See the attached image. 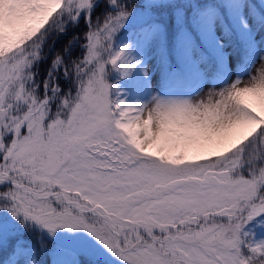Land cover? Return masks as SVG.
Here are the masks:
<instances>
[{"label":"snow or ice","instance_id":"obj_1","mask_svg":"<svg viewBox=\"0 0 264 264\" xmlns=\"http://www.w3.org/2000/svg\"><path fill=\"white\" fill-rule=\"evenodd\" d=\"M258 225L264 0H0V264H264Z\"/></svg>","mask_w":264,"mask_h":264},{"label":"rangeland","instance_id":"obj_2","mask_svg":"<svg viewBox=\"0 0 264 264\" xmlns=\"http://www.w3.org/2000/svg\"><path fill=\"white\" fill-rule=\"evenodd\" d=\"M51 44H52V41L50 40L49 46H51ZM47 51H48V47L45 48V52H47ZM50 59H51V57H49V60ZM153 64H154V61H153ZM233 67L235 68V65H233ZM47 68H48V61H45L43 64H41L39 66V68H38V72H39L38 79L43 78ZM218 87H219V85H218ZM207 91H208V89L205 88L204 92H207ZM201 94H203V93H201ZM263 227H264L263 225H258L257 228L254 230L258 239H264V231L261 230Z\"/></svg>","mask_w":264,"mask_h":264},{"label":"trees","instance_id":"obj_3","mask_svg":"<svg viewBox=\"0 0 264 264\" xmlns=\"http://www.w3.org/2000/svg\"><path fill=\"white\" fill-rule=\"evenodd\" d=\"M80 29H83V22H81ZM73 29H69V35L68 36H63L59 37L57 42H56V48L57 49H62L68 42L70 36L72 35ZM79 31V29L75 30ZM55 39V38H54ZM52 41V40H51ZM264 226V225H263ZM264 228V227H263Z\"/></svg>","mask_w":264,"mask_h":264}]
</instances>
